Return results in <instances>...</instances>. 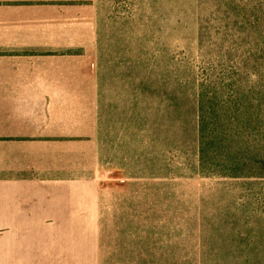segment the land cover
<instances>
[{"label":"rangeland","instance_id":"374dc122","mask_svg":"<svg viewBox=\"0 0 264 264\" xmlns=\"http://www.w3.org/2000/svg\"><path fill=\"white\" fill-rule=\"evenodd\" d=\"M78 3L96 13L99 264H264V178L202 175L198 155L203 118L264 171V0Z\"/></svg>","mask_w":264,"mask_h":264},{"label":"crops","instance_id":"0c3cea01","mask_svg":"<svg viewBox=\"0 0 264 264\" xmlns=\"http://www.w3.org/2000/svg\"><path fill=\"white\" fill-rule=\"evenodd\" d=\"M78 2L0 0V264H99L96 13Z\"/></svg>","mask_w":264,"mask_h":264},{"label":"trees","instance_id":"16d2710c","mask_svg":"<svg viewBox=\"0 0 264 264\" xmlns=\"http://www.w3.org/2000/svg\"><path fill=\"white\" fill-rule=\"evenodd\" d=\"M236 128L242 130V126L244 125V121L240 120L238 122ZM212 130L209 134L206 133L205 128L203 126V118L200 120L199 125V166L202 175L210 176L213 174L214 170L220 177L224 178H241V177H254V178H264V171L262 173H257V171H253L254 169L248 168V165L245 166L243 163V156L245 151L242 148H232L230 143L228 142L229 135H232V130ZM234 134H237V131H233ZM233 136V135H232ZM224 143V145H221ZM223 146V147H222ZM220 151V152H218ZM217 153H220L219 159H222L217 163H210L206 159L210 156H216ZM256 158V156H254Z\"/></svg>","mask_w":264,"mask_h":264}]
</instances>
